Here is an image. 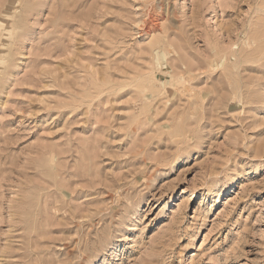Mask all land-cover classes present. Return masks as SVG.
<instances>
[{"label":"rangeland","instance_id":"obj_1","mask_svg":"<svg viewBox=\"0 0 264 264\" xmlns=\"http://www.w3.org/2000/svg\"><path fill=\"white\" fill-rule=\"evenodd\" d=\"M0 264H264V0H0Z\"/></svg>","mask_w":264,"mask_h":264},{"label":"bare ground","instance_id":"obj_2","mask_svg":"<svg viewBox=\"0 0 264 264\" xmlns=\"http://www.w3.org/2000/svg\"><path fill=\"white\" fill-rule=\"evenodd\" d=\"M241 98V97H240ZM238 99V98H237Z\"/></svg>","mask_w":264,"mask_h":264}]
</instances>
